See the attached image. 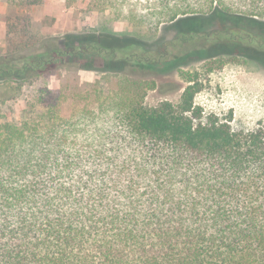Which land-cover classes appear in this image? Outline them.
Segmentation results:
<instances>
[{
    "label": "trees",
    "instance_id": "1",
    "mask_svg": "<svg viewBox=\"0 0 264 264\" xmlns=\"http://www.w3.org/2000/svg\"><path fill=\"white\" fill-rule=\"evenodd\" d=\"M42 1L6 0L0 15V106L24 102L0 117V264H264V120L235 130L206 115L198 83L177 104L144 102L195 62L264 68V0H92L100 27L57 34Z\"/></svg>",
    "mask_w": 264,
    "mask_h": 264
},
{
    "label": "rangeland",
    "instance_id": "2",
    "mask_svg": "<svg viewBox=\"0 0 264 264\" xmlns=\"http://www.w3.org/2000/svg\"><path fill=\"white\" fill-rule=\"evenodd\" d=\"M91 1L81 0L68 7L66 0H43L37 9V17L56 24L59 31L54 29L53 33L98 28L105 15L95 10L91 6ZM6 5H8L6 0H0V9H5ZM9 9L7 15L11 13V7ZM194 28L196 27L189 22L178 25L165 24L160 27L152 41L164 45L173 40L179 30L192 31ZM113 30L119 35L129 34L130 27L126 22L118 21L113 25ZM185 71H187L186 76L171 72L158 78V87L147 89L145 92V104L149 107H157L164 101L177 104L187 86L198 83L199 92L195 97V103L206 115L214 114L222 120L231 118V125L235 130H252L259 121L264 120V68L256 62L233 58L224 60L211 58L195 62L187 66ZM95 73L98 79L99 73ZM75 74L74 69L62 70L49 77L47 82L49 85L54 82L55 85L61 80L62 85ZM23 109L22 100L7 103L0 106V117L9 120L14 116L19 118ZM2 121L0 119V123Z\"/></svg>",
    "mask_w": 264,
    "mask_h": 264
},
{
    "label": "crops",
    "instance_id": "3",
    "mask_svg": "<svg viewBox=\"0 0 264 264\" xmlns=\"http://www.w3.org/2000/svg\"><path fill=\"white\" fill-rule=\"evenodd\" d=\"M10 12L9 6L6 5L5 9H0V15H7ZM6 39V30L4 27H0V48L5 44ZM78 76L83 84H93L96 82L97 75L93 71H80ZM61 87V80L54 85V82H51L50 88L53 90H58Z\"/></svg>",
    "mask_w": 264,
    "mask_h": 264
}]
</instances>
